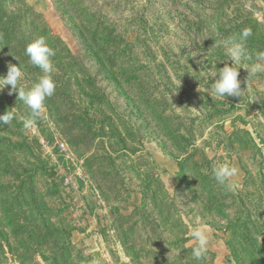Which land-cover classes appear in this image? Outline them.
Here are the masks:
<instances>
[{"label": "rangeland", "instance_id": "374dc122", "mask_svg": "<svg viewBox=\"0 0 264 264\" xmlns=\"http://www.w3.org/2000/svg\"><path fill=\"white\" fill-rule=\"evenodd\" d=\"M246 28L241 96L197 91ZM39 37L56 53L41 115L0 91V264H264V0H0V77L45 75Z\"/></svg>", "mask_w": 264, "mask_h": 264}, {"label": "clouds", "instance_id": "9594fccd", "mask_svg": "<svg viewBox=\"0 0 264 264\" xmlns=\"http://www.w3.org/2000/svg\"><path fill=\"white\" fill-rule=\"evenodd\" d=\"M251 35V30L246 28L238 36H231L220 41L226 48L232 64L231 66L225 64L217 72H214L210 77L216 76L218 73L219 78L207 86L202 87L199 84L197 91L201 93L207 92L212 99L226 100L230 96H241L243 90L241 88V81L238 78L240 68L236 67V65L241 62L245 53L246 41ZM25 54L29 57V63L38 67L45 75L41 76L30 89H25L20 86V82L24 79V73L21 67L9 64L7 74L0 77V91L10 85L11 90L17 92V98L30 110L31 117L35 118L41 115L44 110L45 101L52 97L56 90V82L51 76L53 65L50 59L56 53L47 44L44 37H39L27 45ZM257 58L264 61V52L258 53ZM260 70L261 65L259 64L251 68L252 73ZM14 119H16V113L6 110L3 114H0V126L9 125ZM34 123V119H28L24 121V127L30 128ZM212 174L215 182L225 191H232L236 187L232 182V178L237 175L235 167L227 163H217L212 168ZM190 235L196 242V246L192 248V257L200 261L208 252V236L200 227L195 228Z\"/></svg>", "mask_w": 264, "mask_h": 264}, {"label": "water", "instance_id": "95a60500", "mask_svg": "<svg viewBox=\"0 0 264 264\" xmlns=\"http://www.w3.org/2000/svg\"><path fill=\"white\" fill-rule=\"evenodd\" d=\"M94 257H95V261H97V254L96 253H94Z\"/></svg>", "mask_w": 264, "mask_h": 264}, {"label": "trees", "instance_id": "16d2710c", "mask_svg": "<svg viewBox=\"0 0 264 264\" xmlns=\"http://www.w3.org/2000/svg\"><path fill=\"white\" fill-rule=\"evenodd\" d=\"M29 60V59H28ZM32 65V64H31ZM40 78V77H39ZM35 81V80H34ZM182 239H184L185 240V238L184 237H182ZM178 241H179V239H178Z\"/></svg>", "mask_w": 264, "mask_h": 264}]
</instances>
